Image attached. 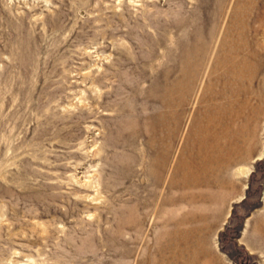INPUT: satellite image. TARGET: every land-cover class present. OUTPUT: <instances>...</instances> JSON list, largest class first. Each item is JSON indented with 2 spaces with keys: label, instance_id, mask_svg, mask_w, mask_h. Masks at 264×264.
Returning <instances> with one entry per match:
<instances>
[{
  "label": "rangeland",
  "instance_id": "374dc122",
  "mask_svg": "<svg viewBox=\"0 0 264 264\" xmlns=\"http://www.w3.org/2000/svg\"><path fill=\"white\" fill-rule=\"evenodd\" d=\"M259 25L264 0H0V264H264L263 53L240 117L226 93Z\"/></svg>",
  "mask_w": 264,
  "mask_h": 264
},
{
  "label": "bare ground",
  "instance_id": "6f19581e",
  "mask_svg": "<svg viewBox=\"0 0 264 264\" xmlns=\"http://www.w3.org/2000/svg\"><path fill=\"white\" fill-rule=\"evenodd\" d=\"M258 8H259V6H258ZM259 26L261 27V29H258L260 31H257V32H258V34L262 35V37L264 38V25H259ZM252 36H254V35H252ZM252 45L255 48L256 53L258 52L257 54L256 53H254V54L251 53L250 46L252 47ZM229 53L230 54L227 56V60H226L227 64H230L228 66V70H227L228 71V73H227V76H228V86L226 88V93L230 96L229 97L230 98V102L227 103L228 104L227 109L228 110L229 109H233V108L235 109L236 107H238V110L236 109L237 112H235L234 115H233L232 112L229 113V114L232 117L233 116L240 117L241 116L240 115L241 114L240 113L241 108L244 107V105H246V103L248 102V100L245 99V100H242V101L241 100L236 101L234 98L238 94L239 95L244 94L245 95V98H246V95L249 93L248 90H247L246 84H243L242 81H243V79L244 80H247L249 78L251 80V79L254 78V76L256 74L255 72H257V62L259 61L260 55H261V53H263V55H264V46L261 47L257 42H253V44H252V42L249 43V44H247L244 41V43L242 45L237 44V43H234L232 45ZM224 62H225V59H224ZM240 97L243 98V96H240ZM216 107H218V106H216ZM218 110H216L215 113H214V120H216V130H217V135H218L217 138L215 139V143H214L215 146L214 147L217 148V149H222L223 147H222V144L220 142L222 138L220 139V137H219L220 136V127H219V124H220V112ZM241 146H242V143H241ZM261 156H262V151L257 155V159H260ZM217 170L219 171V168ZM250 171H251V169L248 168V170L244 173L243 178H247L249 176ZM191 188H193V187H191ZM177 211H179V210H177ZM262 225H264V222L262 223ZM262 225L260 226V230L259 231L262 233V235L264 237V226L262 228ZM196 231H198V230H196ZM206 237L207 236L205 234L202 235V237H201L202 244L203 245H204V243H206ZM181 255H182V253H181ZM197 261L198 260H197V256H196V258H194L192 261H190V260L187 261L186 264H190V263L196 264ZM182 262H183V260H182Z\"/></svg>",
  "mask_w": 264,
  "mask_h": 264
},
{
  "label": "water",
  "instance_id": "95a60500",
  "mask_svg": "<svg viewBox=\"0 0 264 264\" xmlns=\"http://www.w3.org/2000/svg\"><path fill=\"white\" fill-rule=\"evenodd\" d=\"M264 153L262 154L261 158L263 157Z\"/></svg>",
  "mask_w": 264,
  "mask_h": 264
}]
</instances>
